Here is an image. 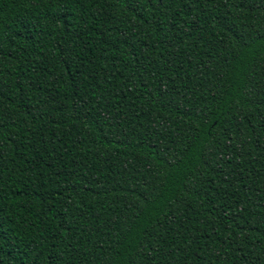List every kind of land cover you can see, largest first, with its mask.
Returning <instances> with one entry per match:
<instances>
[{
	"label": "trees",
	"instance_id": "1",
	"mask_svg": "<svg viewBox=\"0 0 264 264\" xmlns=\"http://www.w3.org/2000/svg\"><path fill=\"white\" fill-rule=\"evenodd\" d=\"M0 264H264V0H0Z\"/></svg>",
	"mask_w": 264,
	"mask_h": 264
}]
</instances>
